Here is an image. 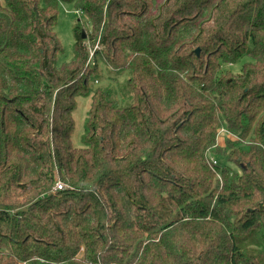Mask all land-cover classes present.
I'll use <instances>...</instances> for the list:
<instances>
[{
  "label": "trees",
  "instance_id": "trees-1",
  "mask_svg": "<svg viewBox=\"0 0 264 264\" xmlns=\"http://www.w3.org/2000/svg\"><path fill=\"white\" fill-rule=\"evenodd\" d=\"M0 264H264V0H0Z\"/></svg>",
  "mask_w": 264,
  "mask_h": 264
},
{
  "label": "rangeland",
  "instance_id": "rangeland-1",
  "mask_svg": "<svg viewBox=\"0 0 264 264\" xmlns=\"http://www.w3.org/2000/svg\"><path fill=\"white\" fill-rule=\"evenodd\" d=\"M81 20L82 22H85L86 24L88 21L86 20V17L82 15L81 13L77 12L72 6L61 4L59 7V14L57 19V34L60 39L61 45H62V52L58 55L57 63L59 66L68 63L71 61L73 57V46H74V34H73V28L75 26V22ZM249 59H244L237 67V69H240L241 65L248 62ZM104 76L107 77L106 69H104ZM104 83L109 84L111 83L115 88L118 89V83L122 82V78H119L118 80H111L108 81L105 80ZM101 82V81H100ZM96 85H99L96 83ZM106 87V86H105ZM92 100L91 98H84L79 97L77 99V110L74 113V120H75V130L72 135V143L75 148H82L83 142L82 138L85 133V123L88 116V112L91 107ZM227 134L223 133L221 135V138L219 139L220 145L224 146V140L223 138ZM218 163L219 159L217 157L214 158ZM214 167V166H212Z\"/></svg>",
  "mask_w": 264,
  "mask_h": 264
},
{
  "label": "built area",
  "instance_id": "built-area-1",
  "mask_svg": "<svg viewBox=\"0 0 264 264\" xmlns=\"http://www.w3.org/2000/svg\"><path fill=\"white\" fill-rule=\"evenodd\" d=\"M97 48H98V46H96L95 49L91 51V58L94 56V52H95V50H96ZM212 164H213V166H216V165H217V162H216L214 159H212ZM66 189H68V186L65 185V184L62 183V182H58L57 185H56V187H55V190H56L57 192L64 191V190H66Z\"/></svg>",
  "mask_w": 264,
  "mask_h": 264
},
{
  "label": "water",
  "instance_id": "water-1",
  "mask_svg": "<svg viewBox=\"0 0 264 264\" xmlns=\"http://www.w3.org/2000/svg\"><path fill=\"white\" fill-rule=\"evenodd\" d=\"M84 38H85V35H84ZM199 52H200V51H199V50H197V54H198V55H199Z\"/></svg>",
  "mask_w": 264,
  "mask_h": 264
}]
</instances>
